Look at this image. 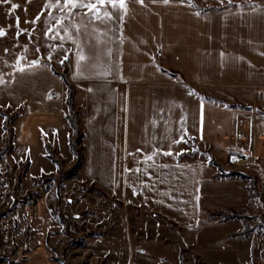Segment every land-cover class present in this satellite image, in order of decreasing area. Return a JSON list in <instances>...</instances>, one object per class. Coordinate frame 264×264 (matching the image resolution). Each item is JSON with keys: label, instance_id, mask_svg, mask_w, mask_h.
<instances>
[{"label": "crops", "instance_id": "crops-1", "mask_svg": "<svg viewBox=\"0 0 264 264\" xmlns=\"http://www.w3.org/2000/svg\"><path fill=\"white\" fill-rule=\"evenodd\" d=\"M126 6H102L100 19L87 9L69 16L57 7L56 16L48 8L49 28L65 16L57 24L63 38L46 30L45 67L29 66L67 70L85 135L80 172L95 171L93 185L178 229L190 246L213 249L230 234L209 214L242 210L249 185L221 177L217 166L225 171L235 153L264 166V0Z\"/></svg>", "mask_w": 264, "mask_h": 264}, {"label": "rangeland", "instance_id": "rangeland-1", "mask_svg": "<svg viewBox=\"0 0 264 264\" xmlns=\"http://www.w3.org/2000/svg\"><path fill=\"white\" fill-rule=\"evenodd\" d=\"M47 3L0 0V29L5 32L0 36V149H8L0 163V264H180V255L184 264H264L261 163L251 174L258 178V198L240 211L224 210L242 220L213 217L227 223L220 227L230 235L209 250L190 246L178 229L148 219L140 209L101 195L90 182L95 171L80 172L82 165L74 177L66 176L76 163L69 147L73 134L66 119L67 96L62 102L67 70L29 66L52 49L41 41L51 26ZM59 27L57 22L50 27L51 37L62 36ZM20 57L23 73L16 68ZM47 146L59 165L48 158ZM77 150L84 160L83 142ZM245 225L251 232L235 238ZM168 228L177 237L168 235Z\"/></svg>", "mask_w": 264, "mask_h": 264}, {"label": "trees", "instance_id": "trees-1", "mask_svg": "<svg viewBox=\"0 0 264 264\" xmlns=\"http://www.w3.org/2000/svg\"><path fill=\"white\" fill-rule=\"evenodd\" d=\"M63 81H64V83L66 85V88H67L66 105H67V107L69 109V113L67 115V121H68V123H69V125H70V127L72 129V134H73V137L70 139V142H69V147H70L71 153L73 154V156L76 159L75 165L72 167V169L70 171H68L66 173V176L67 177H69V176L70 177H74L77 174L78 170L81 169V167L83 165V162H84L83 156L80 155L79 151L77 150V145L84 141L85 135L82 133V131H81L80 127H79L78 113L74 109V103H73L74 93H75L74 89H73L72 85L69 83V81L67 80V76L63 79ZM46 150H47V153H48L47 154L48 158L53 163L59 165L58 159L53 154H51V148L49 146H47ZM7 151H8V149L6 147L0 149V163H1V160L4 157V155L6 154ZM217 167L219 168L221 177H240V178H243V179H246V180L249 181V185L247 187V191H248L247 198H248L249 202H251L254 199L258 198V196H259V189L257 187L258 178L255 175L245 174V173H241V172H238V171L225 172V171H223V169H220L219 166H217ZM94 191H95V189H90L89 192L92 193ZM96 191L99 192L104 197H107V195L103 191H101L100 189L96 188ZM27 200H30V196L27 197ZM26 202H28V201H26ZM209 217H221L223 222L229 221V220H234V219H241L242 220V218L234 211H231V215L230 216L225 215V211H217V212H214L212 214H209ZM250 232H251L250 231V227L245 225L243 230H241V231H239V232L234 234V237L235 238H244ZM180 264H184L182 255H180Z\"/></svg>", "mask_w": 264, "mask_h": 264}, {"label": "snow or ice", "instance_id": "snow-or-ice-1", "mask_svg": "<svg viewBox=\"0 0 264 264\" xmlns=\"http://www.w3.org/2000/svg\"><path fill=\"white\" fill-rule=\"evenodd\" d=\"M138 2L143 3V0H138ZM169 0H164V3H168ZM229 2H231V0H229ZM105 5H112L113 7L118 6L120 9L124 10L125 12L127 11V6H126V0H87V2H85V0H63V3H61V0H55V3L52 2V0H48V3L46 5V7L48 8H59L61 13L64 12L65 9L68 10V14L69 16L72 14L73 10L76 8H80V9H87L89 12H92L93 15L95 16L96 19H100V9L102 6ZM13 8L18 7V5L13 4L12 5ZM105 16H108L109 18H111V13L109 12H105ZM39 17H37L38 19ZM65 19L64 15H61L59 17L56 18V22L57 24H63V21ZM17 22H19V18L17 17ZM77 30H79V26H77ZM65 31H67V29H65ZM53 32V28H49L48 29V33ZM47 34V33H46ZM5 35V32L3 29H0V36ZM63 38V37H61ZM51 58V57H49ZM23 57H20L17 59L16 61V68L18 71H20L21 73H23L25 71V66L23 64L20 63V60H22ZM78 59L80 61H83L86 59V57L81 54L78 53ZM39 61L37 60H33L30 62V65H36L38 64ZM61 63H63V61H61ZM78 68V72H79V63L77 65ZM107 74V73H105ZM0 83H4V80L2 77H0ZM175 143V141H174ZM166 154H170V153H166Z\"/></svg>", "mask_w": 264, "mask_h": 264}, {"label": "built area", "instance_id": "built-area-1", "mask_svg": "<svg viewBox=\"0 0 264 264\" xmlns=\"http://www.w3.org/2000/svg\"><path fill=\"white\" fill-rule=\"evenodd\" d=\"M260 163L251 154L235 153L228 157L226 168L231 171H238L245 174H252L259 170Z\"/></svg>", "mask_w": 264, "mask_h": 264}]
</instances>
